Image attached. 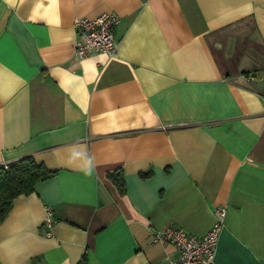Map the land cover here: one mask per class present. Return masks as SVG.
<instances>
[{
	"label": "crops",
	"instance_id": "crops-1",
	"mask_svg": "<svg viewBox=\"0 0 264 264\" xmlns=\"http://www.w3.org/2000/svg\"><path fill=\"white\" fill-rule=\"evenodd\" d=\"M105 11L115 52L75 59L74 18ZM25 155L54 173L13 199L0 264H166L154 230L216 207V263L264 264V0H0V164Z\"/></svg>",
	"mask_w": 264,
	"mask_h": 264
},
{
	"label": "built area",
	"instance_id": "built-area-1",
	"mask_svg": "<svg viewBox=\"0 0 264 264\" xmlns=\"http://www.w3.org/2000/svg\"><path fill=\"white\" fill-rule=\"evenodd\" d=\"M119 16L114 11H105L94 17L76 16L73 26L76 37L73 41V57L81 59L92 52L113 54L118 41L113 34V27ZM46 217L44 233L52 234L54 222L53 210L45 205ZM225 208L216 207L214 220L203 234H195L182 227L168 224L153 232V239L172 244L175 252L166 255V264H217L215 261L216 246L222 228L224 227Z\"/></svg>",
	"mask_w": 264,
	"mask_h": 264
},
{
	"label": "trees",
	"instance_id": "trees-1",
	"mask_svg": "<svg viewBox=\"0 0 264 264\" xmlns=\"http://www.w3.org/2000/svg\"><path fill=\"white\" fill-rule=\"evenodd\" d=\"M53 173L31 155L0 164V222L7 216L17 195L31 193L36 182L48 179ZM108 176L123 193L125 185L121 173L114 170Z\"/></svg>",
	"mask_w": 264,
	"mask_h": 264
},
{
	"label": "clouds",
	"instance_id": "clouds-1",
	"mask_svg": "<svg viewBox=\"0 0 264 264\" xmlns=\"http://www.w3.org/2000/svg\"><path fill=\"white\" fill-rule=\"evenodd\" d=\"M68 160L78 163L79 170L85 175H92L96 169L95 157L85 145L71 146Z\"/></svg>",
	"mask_w": 264,
	"mask_h": 264
}]
</instances>
